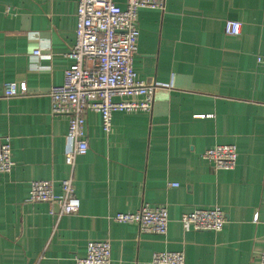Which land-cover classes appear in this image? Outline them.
Wrapping results in <instances>:
<instances>
[{
    "label": "crops",
    "instance_id": "crops-1",
    "mask_svg": "<svg viewBox=\"0 0 264 264\" xmlns=\"http://www.w3.org/2000/svg\"><path fill=\"white\" fill-rule=\"evenodd\" d=\"M77 1L0 0V136L11 139L16 163L0 174V264H76L90 242L111 244V264H151L161 252H183L186 264H261L264 0H166L164 10H140L134 67L156 85L153 110L115 113L108 135L101 116L87 113L89 152L72 171L69 119L53 115L49 93L72 65ZM227 21L242 24L239 36L225 33ZM38 49L45 56L36 70L30 57ZM8 83H26L28 93L6 98ZM217 145L237 146L234 170L203 159ZM72 172L77 214L58 220L50 204L28 201L33 181L54 182L62 197ZM145 204L168 209L167 235L114 221ZM215 207L227 216L219 233L180 222Z\"/></svg>",
    "mask_w": 264,
    "mask_h": 264
},
{
    "label": "built area",
    "instance_id": "built-area-1",
    "mask_svg": "<svg viewBox=\"0 0 264 264\" xmlns=\"http://www.w3.org/2000/svg\"><path fill=\"white\" fill-rule=\"evenodd\" d=\"M165 3L166 0H126L125 8H121L114 0L77 1L76 41L67 54L72 65L64 72L63 84L52 87L49 93L53 115L69 119L65 162L72 171L77 159L89 152L87 113L101 116L103 131L108 135L113 130L115 113L152 112L156 85L138 79L134 67L140 38L137 22L140 10H164ZM241 30L242 24L238 21L225 24V33L229 36H239ZM44 56L42 49L34 51L30 57L31 68L40 69L39 62ZM257 63L264 67V57H258ZM27 93L26 83L5 85L6 98ZM203 159L217 171H232L237 166L238 148L217 145L206 150ZM15 166L11 139L0 136V174L11 173ZM60 187L62 197L57 198L54 182L33 181L28 201L50 204V215L58 220L77 214L81 202L76 195L73 172L61 181ZM257 219L258 215L254 220ZM114 221L136 224L142 234L165 236L169 229V211L166 207L145 204L134 213L115 215ZM180 222L185 229L219 233L224 230L227 216L220 207L199 209L183 214ZM111 260L109 242H90L86 256L75 259V263L111 264ZM260 262L264 264V250ZM151 264H186V258L183 252L155 253Z\"/></svg>",
    "mask_w": 264,
    "mask_h": 264
}]
</instances>
